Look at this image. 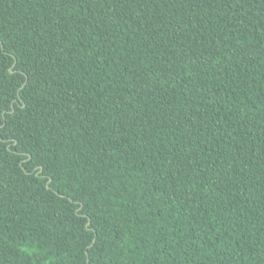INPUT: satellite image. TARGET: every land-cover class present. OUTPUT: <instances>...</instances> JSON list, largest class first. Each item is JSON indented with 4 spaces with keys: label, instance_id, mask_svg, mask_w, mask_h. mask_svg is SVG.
<instances>
[{
    "label": "trees",
    "instance_id": "1",
    "mask_svg": "<svg viewBox=\"0 0 264 264\" xmlns=\"http://www.w3.org/2000/svg\"><path fill=\"white\" fill-rule=\"evenodd\" d=\"M0 264H264V0H0Z\"/></svg>",
    "mask_w": 264,
    "mask_h": 264
},
{
    "label": "water",
    "instance_id": "2",
    "mask_svg": "<svg viewBox=\"0 0 264 264\" xmlns=\"http://www.w3.org/2000/svg\"><path fill=\"white\" fill-rule=\"evenodd\" d=\"M14 64H15V62H14ZM14 64L12 65V67H10V71L11 72L14 71V69H13ZM12 111H14V108L12 109ZM41 170H42V168H41ZM89 223H90V219L88 220L87 224H89Z\"/></svg>",
    "mask_w": 264,
    "mask_h": 264
}]
</instances>
